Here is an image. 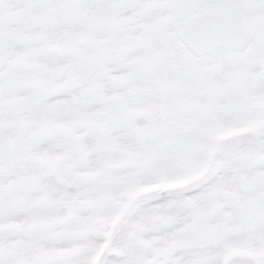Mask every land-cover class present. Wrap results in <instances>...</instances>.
<instances>
[{
  "label": "snow or ice",
  "instance_id": "obj_1",
  "mask_svg": "<svg viewBox=\"0 0 264 264\" xmlns=\"http://www.w3.org/2000/svg\"><path fill=\"white\" fill-rule=\"evenodd\" d=\"M0 264H264V0H0Z\"/></svg>",
  "mask_w": 264,
  "mask_h": 264
}]
</instances>
